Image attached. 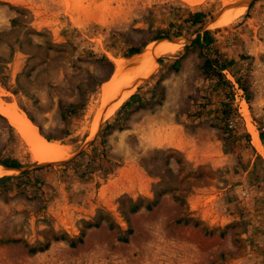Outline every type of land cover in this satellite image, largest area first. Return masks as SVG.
I'll return each mask as SVG.
<instances>
[{
	"label": "rangeland",
	"instance_id": "1",
	"mask_svg": "<svg viewBox=\"0 0 264 264\" xmlns=\"http://www.w3.org/2000/svg\"><path fill=\"white\" fill-rule=\"evenodd\" d=\"M244 1L0 0V100L66 149L33 160L0 119L22 166L0 179V264H264L241 111L264 134V2ZM178 35L94 130L114 59Z\"/></svg>",
	"mask_w": 264,
	"mask_h": 264
},
{
	"label": "bare ground",
	"instance_id": "2",
	"mask_svg": "<svg viewBox=\"0 0 264 264\" xmlns=\"http://www.w3.org/2000/svg\"><path fill=\"white\" fill-rule=\"evenodd\" d=\"M245 0L243 7L235 14L241 15L244 12L248 2ZM213 26L215 23H210ZM183 44L182 38L174 40L158 39L149 42L140 53H133L127 58L114 59V72L109 82H106L101 89V110L98 113L97 123L100 122L108 112H112L124 100L128 87L136 82L147 67L160 55H166L175 51ZM1 93V92H0ZM241 111L246 120L248 132L251 134L252 144L256 149L264 154V146L259 139L258 132L250 121L247 105L245 101L241 102ZM0 114L14 126L23 140L29 146L31 157L36 161H50L62 158L66 154V149L58 144L48 141L38 131L37 126L30 120L24 111H22L15 101L4 102L0 100ZM93 130V131H94ZM14 169H7L0 165V176L10 174Z\"/></svg>",
	"mask_w": 264,
	"mask_h": 264
},
{
	"label": "crops",
	"instance_id": "3",
	"mask_svg": "<svg viewBox=\"0 0 264 264\" xmlns=\"http://www.w3.org/2000/svg\"><path fill=\"white\" fill-rule=\"evenodd\" d=\"M251 1V0H250ZM249 1V2H250ZM253 1H255V2H257V1H260V3H262V2H264V0H253ZM248 2V3H249ZM248 5V4H247ZM247 7V6H246ZM246 9V8H245ZM245 9H244V11H245ZM244 13V12H243ZM253 15H251V17H252ZM198 34V33H197ZM177 38H183L181 35H178V36H174V37H172V38H168L169 39V41H171V40H174V39H177ZM161 39V38H160ZM152 40H157V39H151V40H149L147 43H149L150 41H152ZM261 42H264V41H262V40H260V38L257 40V41H253V42H251L250 41V44H249V47H248V53H249V55L251 54V50L253 51V55H255L256 57H257V60L259 59V57L261 58L262 56H264V50H260V49H258L257 50V48H258V46L259 45H257V44H259V43H261ZM146 43V44H147ZM145 44V45H146ZM254 49H256V51H254ZM141 52V50H139V52L138 53H140ZM247 53V54H248ZM131 54H133V53H131ZM131 54H129V55H131ZM171 62H174V61H170V63ZM254 95H258L257 93H255ZM250 101V100H249ZM0 119L1 120H4L5 118L0 114ZM5 121V120H4ZM229 126H231L232 125V121H229V124H228ZM245 132L247 133V134H250V133H248V129H247V127H246V129H245ZM251 135V134H250ZM250 135H248V136H246V138H247V140H248V144H250V142L252 143V139L250 140ZM258 136H259V139H260V141H261V143H262V146H264V140H262V138H261V133H259L258 134ZM254 146V145H253ZM255 147V146H254ZM256 148V147H255ZM250 149H252L253 150V156H252V158H251V165H250V169L252 168L253 170H256V169H259L261 172H262V175H264V154H262V153H260L258 150L256 151L251 145H250ZM0 165H2L3 167H5V168H7V169H20V168H22V166H21V161L17 158V157H9V158H5V159H3V160H0ZM4 176H11V175H4ZM4 176H2V177H4ZM2 177H0V178H2ZM262 177H264V176H262ZM261 181V180H260ZM262 181H264V180H262Z\"/></svg>",
	"mask_w": 264,
	"mask_h": 264
},
{
	"label": "trees",
	"instance_id": "4",
	"mask_svg": "<svg viewBox=\"0 0 264 264\" xmlns=\"http://www.w3.org/2000/svg\"><path fill=\"white\" fill-rule=\"evenodd\" d=\"M200 16H201V13H193L192 15H191V17L194 19V21L195 22H199V20H200ZM207 33L208 32H205V36L204 37H206V39H207ZM161 37H156V38H154V39H160ZM200 38H203V36H201L200 34H198L197 36H196V38H195V41L196 42H199V40H200ZM139 52V50H133L131 53H138ZM130 53V54H131ZM210 66V65H209ZM226 68V66H221L220 67V70H224ZM261 138H262V140H264V134H262L261 133ZM7 178H10V176H4V177H2V178H0V179H7Z\"/></svg>",
	"mask_w": 264,
	"mask_h": 264
}]
</instances>
